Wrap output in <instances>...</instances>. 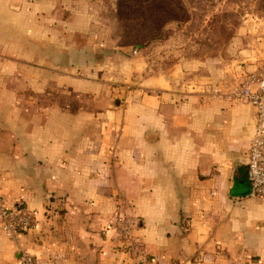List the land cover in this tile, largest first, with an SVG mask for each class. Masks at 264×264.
I'll return each instance as SVG.
<instances>
[{"label":"crops","instance_id":"0c3cea01","mask_svg":"<svg viewBox=\"0 0 264 264\" xmlns=\"http://www.w3.org/2000/svg\"><path fill=\"white\" fill-rule=\"evenodd\" d=\"M194 88L186 104L159 87L57 135L0 121V196L35 219L15 241L0 227V264L24 251L36 264H140L111 226L116 212L136 220L152 264H264V198L251 196L247 166L255 109L200 104Z\"/></svg>","mask_w":264,"mask_h":264},{"label":"rangeland","instance_id":"374dc122","mask_svg":"<svg viewBox=\"0 0 264 264\" xmlns=\"http://www.w3.org/2000/svg\"><path fill=\"white\" fill-rule=\"evenodd\" d=\"M263 63L264 0H0L8 125L57 135L63 121L90 127L159 87L186 104L194 83L200 104L248 106L234 92Z\"/></svg>","mask_w":264,"mask_h":264},{"label":"built area","instance_id":"2783aa9c","mask_svg":"<svg viewBox=\"0 0 264 264\" xmlns=\"http://www.w3.org/2000/svg\"><path fill=\"white\" fill-rule=\"evenodd\" d=\"M137 54V51H135ZM236 98L251 105L255 109L256 124L248 153V180L251 196L264 198V63L259 70L253 72L234 92ZM34 215L28 211L9 208L0 196V227L12 241L22 232L29 231L34 224ZM136 220L122 212H116L111 220L117 237L127 253L140 258V264H152L149 261L143 243L133 236ZM19 264H36L29 252H22Z\"/></svg>","mask_w":264,"mask_h":264},{"label":"trees","instance_id":"16d2710c","mask_svg":"<svg viewBox=\"0 0 264 264\" xmlns=\"http://www.w3.org/2000/svg\"><path fill=\"white\" fill-rule=\"evenodd\" d=\"M31 230V229H30Z\"/></svg>","mask_w":264,"mask_h":264}]
</instances>
